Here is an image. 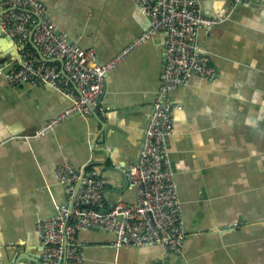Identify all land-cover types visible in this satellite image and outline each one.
<instances>
[{
    "label": "crops",
    "instance_id": "1",
    "mask_svg": "<svg viewBox=\"0 0 264 264\" xmlns=\"http://www.w3.org/2000/svg\"><path fill=\"white\" fill-rule=\"evenodd\" d=\"M41 1L58 30L93 48L99 62L149 28L139 0ZM197 1L218 20L197 31L218 75L192 74L168 93L174 128L165 145L186 232L182 250L116 247L112 230L89 227L77 233L82 264H264V0ZM164 38L155 31L110 70L99 96L105 115L74 113L43 133L71 100L49 84L12 85L0 76V264H41L36 221L65 201L55 177L62 162L101 172L106 202H134L125 171L143 146Z\"/></svg>",
    "mask_w": 264,
    "mask_h": 264
},
{
    "label": "built area",
    "instance_id": "2",
    "mask_svg": "<svg viewBox=\"0 0 264 264\" xmlns=\"http://www.w3.org/2000/svg\"><path fill=\"white\" fill-rule=\"evenodd\" d=\"M259 1L233 0L234 4ZM138 4L148 16L149 28L135 42L99 62L93 48H81L58 30L41 0H0V36L22 45L18 58L0 59V76L12 85L49 84L71 100L39 133L74 113L105 115L99 96L110 70L135 44L157 30L165 32L161 83L143 146L137 162L125 171L128 186L135 192L134 202H106L109 181L97 169L70 162L57 165L55 177L66 196L54 214L36 222L43 264H82L77 233L89 227L112 230L115 238L111 243L116 247L159 244L175 253L182 250L186 232L165 145V137L174 128V105L168 93L186 85L192 74L203 79L218 75L197 42L198 29L218 20L203 14L197 0H139Z\"/></svg>",
    "mask_w": 264,
    "mask_h": 264
},
{
    "label": "water",
    "instance_id": "3",
    "mask_svg": "<svg viewBox=\"0 0 264 264\" xmlns=\"http://www.w3.org/2000/svg\"><path fill=\"white\" fill-rule=\"evenodd\" d=\"M0 47H1V50L4 51V54L1 55L2 58L6 56L18 58L22 45L16 44L12 39L6 38L4 36H0ZM125 180H126V177H125ZM41 264H43V261H41Z\"/></svg>",
    "mask_w": 264,
    "mask_h": 264
},
{
    "label": "rangeland",
    "instance_id": "4",
    "mask_svg": "<svg viewBox=\"0 0 264 264\" xmlns=\"http://www.w3.org/2000/svg\"><path fill=\"white\" fill-rule=\"evenodd\" d=\"M37 222V221H36Z\"/></svg>",
    "mask_w": 264,
    "mask_h": 264
}]
</instances>
